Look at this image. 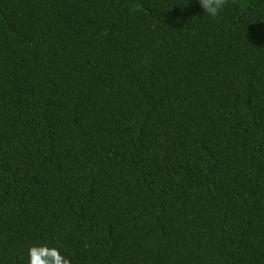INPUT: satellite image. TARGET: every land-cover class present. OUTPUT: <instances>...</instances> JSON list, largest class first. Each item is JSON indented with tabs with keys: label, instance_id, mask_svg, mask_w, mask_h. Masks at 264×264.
Wrapping results in <instances>:
<instances>
[{
	"label": "trees",
	"instance_id": "trees-1",
	"mask_svg": "<svg viewBox=\"0 0 264 264\" xmlns=\"http://www.w3.org/2000/svg\"><path fill=\"white\" fill-rule=\"evenodd\" d=\"M30 249L264 264V0H0V264Z\"/></svg>",
	"mask_w": 264,
	"mask_h": 264
},
{
	"label": "clouds",
	"instance_id": "clouds-1",
	"mask_svg": "<svg viewBox=\"0 0 264 264\" xmlns=\"http://www.w3.org/2000/svg\"><path fill=\"white\" fill-rule=\"evenodd\" d=\"M200 6L204 12H207L208 15L215 17L223 5L226 3V0H198ZM43 252V250H39ZM36 249H30V264H44V261L40 260L36 255Z\"/></svg>",
	"mask_w": 264,
	"mask_h": 264
}]
</instances>
